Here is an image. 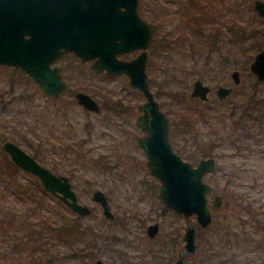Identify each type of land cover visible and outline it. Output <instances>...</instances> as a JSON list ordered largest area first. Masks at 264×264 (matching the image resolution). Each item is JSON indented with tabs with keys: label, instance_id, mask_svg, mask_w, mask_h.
I'll use <instances>...</instances> for the list:
<instances>
[{
	"label": "rangeland",
	"instance_id": "1",
	"mask_svg": "<svg viewBox=\"0 0 264 264\" xmlns=\"http://www.w3.org/2000/svg\"><path fill=\"white\" fill-rule=\"evenodd\" d=\"M140 1L144 16L159 25L149 47L145 69L150 88L161 109L166 113L168 109L175 110L168 113L171 121L174 113L185 109L186 104L178 103L181 98L178 99L176 91L182 90L184 98H191L190 90L195 79H200L210 87L208 100L204 101L208 106L226 108L234 101L243 100L245 93L257 79L249 70V64L257 51H247L246 54L251 57L245 59L246 55L239 48L246 47L248 42L245 41L242 45L232 42L228 25L233 20L243 24L257 23L261 33L264 30V18L261 19L255 13L254 0H215L211 4V14L215 16L213 25L205 23L202 27L200 22L190 19L191 26L184 25V28L181 18L175 13L178 8L185 9L186 0H178V3L164 0ZM180 12L186 13L184 10ZM192 13L201 19L199 10H192ZM214 25L222 26L220 40L223 48H214L209 52V48L204 46L206 39L208 43L209 30ZM197 31L201 32V36L196 34ZM168 39L176 40L173 48L166 47ZM262 47L264 44L260 48ZM58 63L64 69L70 90L57 101L41 95L36 83L19 68L0 65V93L4 99L0 100V159H3L2 142L12 140L52 172L68 176L79 201L87 204L92 213L84 218L76 216L52 194L41 193V184L39 181L35 182L36 177L16 173L17 179L30 187H27L30 193H33L32 187L39 191L36 203L33 200L27 202L18 199L10 190L14 188L12 181L8 177L0 178V222H4V228L0 230V264H96L97 259L104 264H170L175 259L173 256L176 252L171 260L159 256L157 247L155 248L158 245H154L145 234V221L161 218L163 225L156 237L159 241L166 239L172 230L177 232L176 251L183 244L180 234L185 223L183 218H173L170 214L162 217L155 193L147 196L145 201L138 199L136 193H115L112 206L116 215L114 222H109L103 216L101 207L91 199L92 191L96 188L107 191L114 188L115 184V188H128L127 185H119L115 178L96 163L101 154L111 162H116L118 158L114 156L118 153L138 157L139 164L129 165L138 167L137 169L121 165L118 166L119 170L141 176L146 174L147 170L142 165L145 158L143 153L127 141L128 135L135 130L131 128V123L136 105L144 100V96L130 86L126 76L96 73L92 70L90 61L83 62L73 54H67ZM232 69L240 70L239 84H234L229 76ZM260 82V86H264V80ZM220 85L232 87L231 93L223 99L216 95ZM78 90L92 93L97 100L119 98L123 102L127 101L130 113L125 114L124 124L120 123L122 121L117 122L118 118L115 116L107 119L104 109L99 113L85 112L73 97V92ZM21 95H26L27 99L19 100L22 99ZM6 100L9 103H4ZM62 108L73 113L72 122L59 117L58 111ZM193 113L196 114L195 111ZM87 121L93 124L90 128L86 126ZM106 125L109 126V131L105 129ZM121 125L120 130L123 129L124 132L118 130ZM198 127L201 140H188L189 143L183 145L181 137L188 138L189 135L183 133L181 136L180 133L178 142L174 144L172 141L173 145L178 150L182 148L183 157L188 152L190 155L195 152L198 156L204 155V152L213 153L218 169L206 177V181L214 188L208 197V205H211L213 194H220L223 199L220 208L213 212L209 226L204 227L199 234L194 259L200 264H264V157H260L259 153L252 154L250 150H240L238 157L231 156L234 148L216 151V156L211 145V138L215 135L210 134L207 125L198 124ZM231 131L232 127L227 125L223 127L221 135L228 140ZM104 132L111 137L116 133V138H107L106 134L103 135ZM260 146L264 148L263 144ZM6 159L9 158L6 156L4 160ZM6 165L7 163L3 165L0 162L1 167ZM33 207L35 213L31 211ZM7 209L16 214L10 225L6 221L9 215L4 211ZM130 213L137 214L140 221L129 219ZM23 214L26 215V221L31 222L29 228H43L40 223L42 220L55 227L77 220L78 230L84 233L79 234V237L77 235V238L74 235L76 240H69L62 239L61 235L64 234L50 237L45 232L41 241L46 249L42 250L35 244H38V238H26L22 223H18L23 222ZM191 219L195 222V215ZM120 220L127 223L125 226L132 231L125 232L120 227ZM257 223L259 227L256 228ZM111 234L120 239L114 246H109L104 241V236ZM12 241H16L15 247H11ZM147 241L151 242L149 247ZM258 243L261 246L255 248L254 245ZM161 254L166 256V253ZM194 259H187L186 264H191Z\"/></svg>",
	"mask_w": 264,
	"mask_h": 264
},
{
	"label": "water",
	"instance_id": "2",
	"mask_svg": "<svg viewBox=\"0 0 264 264\" xmlns=\"http://www.w3.org/2000/svg\"><path fill=\"white\" fill-rule=\"evenodd\" d=\"M139 4L140 0H0V65L19 68L36 83L39 93L57 97L66 84L61 68L52 64L72 51L82 61L92 60L97 72L124 74L129 84L143 93L136 123L145 134L138 142L146 153V168L160 181L158 200L185 218L184 245L173 263L182 264L183 258L195 251L198 228L211 223L222 197L215 194L208 206V194L214 188L204 177L216 169L214 157L201 158L193 166L171 146L169 118L150 88L145 69L153 25L141 16ZM253 9L264 17V0H254ZM134 50L139 52L130 59L119 56ZM249 70L259 81L264 80V47L254 54ZM229 76L234 84L240 83V70L232 69ZM231 91L232 87L220 85L216 95L223 99ZM209 92L210 87L200 79L193 81L192 98L206 101ZM76 96L86 108L99 111L98 103L88 94L78 92ZM2 148L14 164L38 177L43 187L71 210L81 216L90 213L89 207L78 201L66 175L52 172L12 140H4ZM92 199L112 217L111 198L105 192L96 189ZM147 230L154 236L157 224H150Z\"/></svg>",
	"mask_w": 264,
	"mask_h": 264
},
{
	"label": "flooded vegetation",
	"instance_id": "3",
	"mask_svg": "<svg viewBox=\"0 0 264 264\" xmlns=\"http://www.w3.org/2000/svg\"><path fill=\"white\" fill-rule=\"evenodd\" d=\"M157 1V0H156ZM170 1H175V2H177L178 3V0H167V2L169 3ZM158 2V1H157ZM180 2V1H179ZM185 5H186V7H185V9L186 8H188V11H192V10H196V8L194 7V8H191L190 6V4H191V0H186L185 1ZM140 4H141V1H140ZM139 4V12H140V5ZM188 5V6H187ZM185 9H183L182 7L181 8H178L177 9V11H176V13L175 14H178L179 15V17L181 18V24H182V26H183V28H184V25H189V26H191V23H190V17H189V15H190V13H182V12H180L181 10H185ZM199 10V9H198ZM186 12V11H185ZM219 13V12H218ZM141 14V13H140ZM193 14V19L192 20H195L196 22H200V25L202 26V27H204V24L206 23L204 20H202V18L200 19V17L198 16V15H196V14H194V13H192ZM219 14H221V13H219ZM142 16V15H141ZM143 17V16H142ZM145 19V18H144ZM147 20V19H146ZM148 21V20H147ZM150 22V21H149ZM188 22V23H187ZM152 23V25H153V34H152V38H153V35L155 34V32H157L158 31V28H159V25L157 24V23H153V22H151ZM237 23H238V21L237 20H233V21H231V23H229L231 26H229L228 25V28H229V31L231 32V36H230V40L232 41V42H235V43H237L236 42V36H237ZM225 25H226V23H225ZM215 27H217V26H215L214 25V27H212L211 28V30H209V37H208V43H207V39H206V46H204V48H211V51H213V50H215L214 48H218V49H221V48H223V44L221 43L222 41L220 40L221 38H222V36H221V30H220V28L222 27V26H218L217 28H215ZM211 31H215L214 33H213V35L210 33ZM196 34H198V35H200L201 36V32H196ZM206 36H207V34H205ZM188 38V37H187ZM204 38V37H203ZM152 41V40H151ZM168 45L166 46V47H168V48H173L174 47V43H176V40H169L168 39ZM148 51H149V49H148ZM139 52V50H134V51H132V52H130V53H123V54H120L119 56L121 57V58H123V59H130V58H132V57H134L137 53ZM73 54L74 56H76L72 51H69V52H66L64 55H62L55 63H53L52 64V66H54V64L55 65H58L60 68H61V75H62V79L65 81V84H66V87H65V90L59 95V96H57V97H52V96H49V95H47V94H44V93H40L41 95H43V96H45V98H47V99H50V100H52V101H57V100H59V99H61L65 94H67V92L70 90V86H69V83H68V81H67V79H66V77L64 76V69L62 68V66L58 63L63 57H65L67 54ZM76 57H78V56H76ZM148 57H149V53H148ZM79 58V57H78ZM80 59V58H79ZM81 60V59H80ZM82 61V60H81ZM83 62H88V61H83ZM92 64V60H90V65ZM91 68H92V65H91ZM92 70L94 71V72H96V73H101V72H103V73H105V75L106 76H114V75H119V74H110V73H107L105 70H101V71H95L93 68H92ZM120 75H124V74H120ZM125 76V75H124ZM126 78H127V76H126ZM128 79V78H127ZM128 83H129V81H128ZM131 86V85H130ZM131 87H133V86H131ZM231 87V86H230ZM135 90H137V91H139V94L142 96L143 95V93L140 91V90H138L137 88H135V87H133ZM78 92H84V93H86V94H88L91 98H93L97 103H98V106H99V111H94V110H91V109H88V108H86L82 103H80L79 101H78V98H77V96H76V94L78 93ZM210 93V92H209ZM209 95V94H208ZM144 96V95H143ZM73 97H74V100L76 101V103H78L80 106H82V108H83V110L85 111V112H89V113H99L102 109H104L105 111H106V113H107V119H110V118H113V116H115L116 118H118L117 119V122H119V121H122V122H120L121 124H124V121H126V118H125V114H129L130 113V111H128V106H126L127 105V101L126 102H123L121 99H119V98H114V99H112V98H104L103 100H101V98H98V100L94 97V95L92 94V93H89V92H86V91H83V90H78V91H75V92H73ZM192 98V97H191ZM219 98V97H218ZM144 99H145V97H144ZM194 99H199V98H194ZM200 100V99H199ZM201 101V100H200ZM143 101H140L139 103H137V105H136V110H135V112H134V117H133V122L131 123L132 125H131V128L132 129H135L134 130V132L131 134H129L128 135V138H127V141H128V143L130 144V145H135L134 147H136V150H140L141 151V153H143V155H144V160H143V163H142V165L144 166V168L147 170V172H146V174L144 175L143 174V176H141L140 174H138V173H125V172H120V170H119V167L118 166H121V165H123V167L124 168H128V167H130L131 169H137L138 167H135V166H129V165H131V164H139L140 163V158H138V157H135V156H129V155H127L126 156V154H114L113 153V155H115L114 157H117L118 159H116L115 161L117 162H111L108 158H107V156H104V155H100V157H98L97 158V161H96V163H98V165H100L101 166V168H103L106 172H108L111 176H112V178L114 179H116V181H118L119 182V185H127L128 186V188H115V186H116V184H115V186H114V188H110V189H108L107 191L106 190H102L103 192H105V194L108 196V197H110L111 198V200H108V202H109V208H110V211L112 212V217H107L104 213H103V209H102V207H101V205L98 203V202H95L93 199H92V195H93V192L96 190V189H100V188H96V189H94L93 191H92V195H91V199H92V201L93 202H95V203H97L100 207H101V209H102V213H103V216L109 221V222H114L115 220H116V215H115V213H114V211H113V209H112V206H113V203L115 202V199H114V196H115V193H117L118 191H120V192H124V193H129V194H131V193H136V195L135 196H137L138 197V199H140V200H143V201H145L146 200V198H147V196H149V195H152V194H154L155 193V196H156V198H157V200H158V197H157V194H158V189H159V185H160V181H159V179L155 176V175H153V174H151L149 171H148V169L146 168V166H145V161H146V153H145V151L143 150V148L140 146V144H139V142H138V139L140 138V137H142L145 133H144V131L137 125V115H138V113H139V111H138V106L140 105V103H142ZM204 102V101H203ZM125 103V104H124ZM131 103V102H130ZM58 112H60V114H59V117L63 120H66V122L67 121H71L72 122V118L74 117V115H73V113H71L70 111H68L67 109H64V108H62L61 110H59ZM166 113V112H165ZM167 114V116H168V118H169V121H170V133H169V141H170V143H171V146H172V148H173V150L176 152V153H178V154H180L181 155V151L179 152L175 147H174V145H173V136H172V133H173V130H172V124H171V118H170V116L168 115V113H166ZM58 115V114H57ZM115 119V118H114ZM93 124H92V122L90 123L89 121H87V123H86V126L88 127V128H90L91 126H92ZM70 126V125H69ZM122 127V125L121 126H119L118 127V130H120V128ZM105 129H107L106 131H109V126L108 125H106V128ZM137 130V131H136ZM88 131H90V129L88 130ZM121 132H124L123 131V129L122 130H120ZM130 132V131H129ZM104 134H106V137L107 138H110V139H112L113 140V138H116V137H114L115 135H116V133H113L112 134V137L111 136H109L108 135V133H106V132H104L103 133V135ZM114 146V145H113ZM1 148H2V145H1ZM182 150V149H181ZM131 150L129 151V153H130V155H132L131 154ZM136 152V151H135ZM193 152V151H192ZM1 153L2 154H4L5 156H7L8 158H9V156H8V154L6 153V151L2 148V150H1ZM185 153V152H184ZM187 154H189V155H187ZM186 154V156L188 157V158H186V157H183V155H181L182 156V158H184V159H186V160H188V161H190V163L194 166V165H196L197 164V162H198V160H200L201 158H206V157H210V156H212V155H207V153L206 152H204V155H197V153H195V152H193V153H191V155H190V152H188ZM31 155V154H30ZM33 156V155H32ZM34 157V156H33ZM212 157H214V156H212ZM35 158V157H34ZM214 159H215V157H214ZM9 165H10V167H11V175H10V177H9V179L12 181V184H14V188H10V190H11V192L13 193V194H16L17 195V198L18 199H21V200H25V201H34L35 203H36V200H37V192H39L36 188H34V187H32L31 185V189L33 190V192H34V194L32 195V197H31V194H29V189L27 190V188L26 187H29V186H26V184H25V182L24 181H22V180H19V179H17L18 177L16 176V173L18 174V172L20 173L21 172V174H26V175H29V176H33L34 178L36 177L34 174H32V173H30V172H27V171H25L24 169H22L20 166H18V165H16V164H14L12 161H11V159L9 158ZM215 161H216V159H215ZM39 162V161H38ZM40 163V162H39ZM41 164V163H40ZM216 165H217V162H216ZM213 172V171H212ZM212 172H208V173H206V175H205V177H204V181H206V177L210 174V173H212ZM68 177V176H67ZM69 178V177H68ZM70 180V179H69ZM40 182V180L38 179V177H36L35 178V182ZM206 182H208V181H206ZM40 184H41V182H40ZM211 184V183H210ZM40 190H41V193L43 192V194H47V190L43 187V185L41 184L40 186ZM73 188V187H72ZM74 189V188H73ZM75 190V189H74ZM214 191V190H213ZM213 191L208 195V197L213 193ZM26 192H28V194H26ZM76 192V191H75ZM49 193V192H48ZM50 194V193H49ZM217 194V193H216ZM76 195H77V193H76ZM215 194H213V196H214ZM218 195H220V194H218ZM221 197H222V195H220ZM78 197V196H77ZM56 198V197H55ZM57 199V198H56ZM222 199H223V197H222ZM60 203H62L59 199H57ZM78 201H79V198H78ZM159 201V200H158ZM38 202H41L40 200H38ZM80 202V201H79ZM81 203V202H80ZM145 203V202H144ZM159 203H160V201H159ZM63 204V203H62ZM83 204V203H82ZM87 205V204H86ZM64 206V205H63ZM66 206V205H65ZM88 206V205H87ZM160 206H161V215H162V217H166V215L167 214H170L171 215V217H173V218H183L184 219V223H185V218H184V216L182 215V214H176L173 210H170V209H168V208H166L165 206H163L161 203H160ZM221 206V205H220ZM67 207V209L68 210H70L71 212H73V213H75L76 214V216H78V217H88V216H90L91 215V213H92V210H91V208L89 207V209H90V213L88 214V215H86V216H81V215H79L77 212H75V211H73V210H71L68 206H66ZM220 208V207H219ZM218 208V209H219ZM217 209V210H218ZM35 210V207H33L32 209H31V211H34ZM216 210V211H217ZM214 212V211H213ZM213 212H212V214H213ZM15 213V212H14ZM34 213H35V211H34ZM24 215V214H23ZM24 217H25V220L27 219L26 218V215H24ZM29 217V216H28ZM128 217H129V219H131V218H135V219H137L138 221H140V218L138 217V215L137 214H129L128 215ZM146 217H148L147 215H146ZM190 219H191V216H190ZM73 222V227H74V235H75V238H77V235H78V232H79V230H78V221L77 220H72ZM161 218L160 219H154L153 221H150V222H147V221H145L146 223H145V234H146V236L148 237V238H150V240L151 241H153V243H154V245H155V243L158 245V246H155V248L157 247V249H156V252L157 253H159V256H163L164 258L166 257V259H172L173 257H175V259L170 263V264H173L174 263V261L177 259V257H178V253H179V251L183 248V245H184V239H183V233H184V230H185V224H184V229H183V232H182V234H180V239H182V242H183V244L177 249V251H176V248H175V246H176V242H177V240H178V234H177V232H175V231H171L170 233H168L167 235V238L166 239H164V240H162V241H159V240H157L156 239V237H158L159 236V233H160V231H161V227H162V225H163V222L161 223ZM26 223L29 225V223L31 224V222H27L26 221ZM118 223H119V221H118ZM153 223H156L157 224V232H156V234L154 235V236H150L149 235V233H148V230H147V228H148V226L150 225V224H153ZM120 227L121 228H123V229H125L124 231L125 232H130V231H132L131 229H129V228H127L125 225H127V223L126 224H124L123 223V220H120ZM209 226V225H208ZM208 226H206L205 228H207ZM255 227L257 228V227H259V226H256V224H255ZM204 227H202V228H198V230H197V234H196V241H197V239L199 238V234L201 233V231H202V229H203ZM36 235H37V233H36V231L34 230H32L30 233H26V238H28V239H31L32 237H35V238H32V239H36L37 237H36ZM74 237V236H73ZM72 237V240L74 239ZM104 241L106 242V244L107 245H109V246H114L115 245V243H118L119 241H120V239H117V237H115V235L114 234H111L110 236H107L106 235V237L104 236ZM42 237H40L39 239H38V244L37 243H35L36 244V246H38L39 248H41L42 250H45L46 249V247H45V245H43L42 244ZM74 240H76V239H74ZM247 240H248V238H247ZM145 244H146V241L144 240L143 241ZM209 242H212V241H209ZM150 244H151V242L150 241H147V246L149 247L150 246ZM15 245H16V241H12L11 242V247H15ZM178 245V244H177ZM256 245V244H255ZM255 245H254V247H255ZM259 245V246H258ZM257 246H258V248L261 246L259 243L257 244ZM176 252V254H175V256H173L174 255V253ZM161 253H166L165 255L166 256H164V254H161ZM195 254H196V252L193 254V255H191V254H189V255H186L184 258H183V262H182V264H186V260L187 259H193V258H195ZM173 256V257H172ZM98 260V259H97ZM97 260H96V264H98L97 263ZM126 262H127V260H126ZM128 262H129V259H128ZM102 264H104L103 262H102Z\"/></svg>",
	"mask_w": 264,
	"mask_h": 264
},
{
	"label": "trees",
	"instance_id": "4",
	"mask_svg": "<svg viewBox=\"0 0 264 264\" xmlns=\"http://www.w3.org/2000/svg\"><path fill=\"white\" fill-rule=\"evenodd\" d=\"M164 1L167 2V0ZM214 2L215 0H191L190 7L191 8L195 7L197 11L199 9L200 14L202 16L201 17L202 20L208 23V25H213L212 23L215 21V16L211 14L212 11L211 4ZM141 6H140V13L143 16V18L147 19L142 13ZM184 11H186V13H190L189 17L193 19L194 16L192 15V11H188V8H186ZM147 20L150 21L149 19ZM229 26L231 25L229 24ZM214 32L215 31H211L210 33L213 35ZM236 33H237L236 42L238 44L242 45L245 41L248 42L246 47L239 48L241 49V52H243L246 55L245 59L251 57L246 54L247 51L249 50L258 51L261 49L260 47L264 44V30L261 31L260 33L259 25L257 23L243 24L238 21ZM210 51L211 48L209 49V52ZM260 83L261 82L256 79L253 83L254 84L253 87L245 93L242 101H234L226 108H215L216 106L214 107L208 106L207 103L200 102L199 99L188 98V97L184 98L185 94L183 93V91L177 90L176 95L178 99L181 98L180 100H178V103L186 102V104L184 107L185 109H181V111L174 113L173 121H171L173 126L172 136L174 137L173 139L174 144L178 142V135L180 133L181 136L183 135V133H187L189 135L188 138L186 136L181 137L183 139V143H182L183 145L189 143L187 142L188 140H193V141L201 140L200 139L201 131L198 127V124H203V125H207L210 134L215 135L214 137L211 138L213 140L211 142L212 143L211 145L213 147L212 148L213 151H215L216 156H218L216 151L220 152L221 149L228 150L234 148L235 150L232 152V154H230L231 156L238 157V152H240V150H250L252 154L259 153L260 157L262 156L264 157V148L260 146L263 144L264 147V86H260ZM20 98L22 99L19 100L25 101L24 99H27V96L21 95ZM0 100H4L2 98V93H0ZM4 103L6 104L9 103V100H6ZM194 111L196 112V114L193 113ZM171 112H175V110L168 109L167 113H171ZM227 125H230L232 127L231 134H229V136L231 137L228 140L221 135L223 127H226ZM215 128L220 130L216 129L215 131ZM181 149L182 148H179V150L183 152V150ZM1 155L3 156V159H0V162H3V165L7 163V165L3 167H1L2 165L0 166V178L2 177L9 178L12 171L11 167L9 166L10 161L9 159H6L5 161L4 158L6 156L2 153ZM207 155H213V153L208 152ZM188 157L186 156V158ZM216 169H218V166L216 167ZM26 194H28V192H26ZM29 194H31L32 197L34 192L33 193L29 192ZM4 211L6 212V215L7 213L9 215L7 216V220H6L8 221L7 224L9 225L12 224L14 222V219L16 218L15 216L16 214L9 209ZM22 221L23 222H18V223H22L25 232L30 233L32 230L33 231L35 230L37 233L36 237L38 239L42 237L43 233L45 232L48 233V236L50 237H54V236L58 237V235L60 237L61 234H64V236L61 235L62 239L69 238V240H72V237L74 236V227L72 225L73 224L72 220L64 222L61 224V226H56V227L51 226L49 223L42 220L40 223H42L43 228H39V229L33 227L29 228L28 227L29 225L26 223L25 217H23ZM3 223L4 222H0V230H3L4 228ZM256 226H259V224L257 223ZM46 229L47 231H45ZM83 233H84L83 231L79 230L78 237L79 234H83ZM258 246L256 244L255 248ZM191 264H200V263H198L197 260L194 259V261H192Z\"/></svg>",
	"mask_w": 264,
	"mask_h": 264
}]
</instances>
